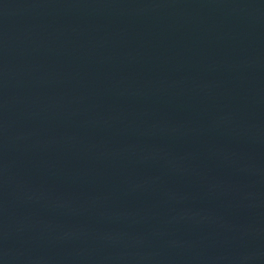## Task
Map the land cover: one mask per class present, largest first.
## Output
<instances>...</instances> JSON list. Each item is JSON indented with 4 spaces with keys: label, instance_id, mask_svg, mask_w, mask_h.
I'll return each instance as SVG.
<instances>
[{
    "label": "water",
    "instance_id": "95a60500",
    "mask_svg": "<svg viewBox=\"0 0 264 264\" xmlns=\"http://www.w3.org/2000/svg\"><path fill=\"white\" fill-rule=\"evenodd\" d=\"M0 264H264V0H0Z\"/></svg>",
    "mask_w": 264,
    "mask_h": 264
}]
</instances>
